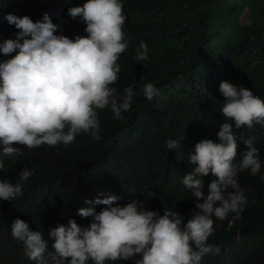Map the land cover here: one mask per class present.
I'll return each mask as SVG.
<instances>
[{
    "label": "clouds",
    "instance_id": "clouds-1",
    "mask_svg": "<svg viewBox=\"0 0 264 264\" xmlns=\"http://www.w3.org/2000/svg\"><path fill=\"white\" fill-rule=\"evenodd\" d=\"M163 2L0 0V171L4 157L19 154L18 146L65 147L81 133L98 141L99 110L107 108L113 120H121L134 95L149 101L159 96L151 81L135 93L133 85L125 87L119 80L141 83L149 74L154 31L147 22L165 19ZM243 12L237 24H246L245 18L240 21ZM230 29L217 32L215 39L217 49L230 56L233 70L232 78L215 84L219 111L203 104L167 106L180 129H165L160 151L176 165L175 177L171 180V171L162 170L159 173L166 176L158 182L171 180L192 198L190 218L185 222L165 203L162 215L146 210L144 201L133 199L126 189L120 198L114 194L118 192L94 193L83 180L93 174L94 165L83 160L69 178L75 205L66 223L50 225L46 238L20 218L9 224L11 237L21 243L29 261L200 264L203 256L219 251L207 242L214 220L227 219L231 228L247 202L238 175L249 177L256 197L264 189V156L256 141L264 139V74L252 60L242 58L256 54L250 40L237 38ZM199 123L209 129L199 133ZM139 137L119 133L115 147L123 148V157L147 165L150 155ZM34 171L24 166L15 183L0 180V201L20 196ZM84 217L89 221L81 226Z\"/></svg>",
    "mask_w": 264,
    "mask_h": 264
},
{
    "label": "trees",
    "instance_id": "trees-1",
    "mask_svg": "<svg viewBox=\"0 0 264 264\" xmlns=\"http://www.w3.org/2000/svg\"><path fill=\"white\" fill-rule=\"evenodd\" d=\"M163 5L165 19L159 16L157 22H147V28L154 31L149 74L141 83L119 80L125 87L133 85L135 93H139L143 83L151 81L159 90V96L149 101L142 95H134L130 109L122 113L121 120H113L107 108L99 110L98 141L81 133L65 147L18 146L19 154L3 158L5 167L0 171V180L15 183L24 166L35 171L23 184L20 196L12 201H0V264H33L24 256L21 243L10 235L9 224L13 218L24 220L30 229L41 231L45 238L50 225L54 227L71 218L69 214L75 202L70 201L72 183L69 178L74 167L83 160L94 165L93 174L83 178L94 193L118 192L114 194L120 198L119 193L126 189L133 199L144 201L146 210L162 215L165 203L180 212L185 222L190 218V210L194 208L192 198L173 185L176 165L160 151L165 129L171 132L180 129L179 121L170 115L167 106L203 104L219 111L215 84L220 79L232 78L233 70L230 56L217 49L215 39L217 32L231 31L230 26L237 38L250 40L256 51L253 57L244 55L242 58L252 60L264 74V0H164ZM243 11L246 24H237V16ZM167 22L170 29H158ZM197 125L199 133H205L210 126ZM188 132L196 136L192 129ZM119 133H138L150 155V163L139 165L123 157V148L115 147ZM256 141L264 156V139L256 137ZM162 170L171 171L167 175L169 182H158L166 176L159 173ZM238 179L247 195V202L240 211L241 219L231 228L227 226V219L214 220L215 230L207 242L219 251L203 256L200 264H264V189L256 197L249 177L239 174ZM86 221L89 218L84 217L79 225L86 226L83 224ZM105 264H133V260L105 261Z\"/></svg>",
    "mask_w": 264,
    "mask_h": 264
},
{
    "label": "rangeland",
    "instance_id": "rangeland-1",
    "mask_svg": "<svg viewBox=\"0 0 264 264\" xmlns=\"http://www.w3.org/2000/svg\"><path fill=\"white\" fill-rule=\"evenodd\" d=\"M243 15H244V12H243ZM240 21H241V22L244 21V16H241V17H240Z\"/></svg>",
    "mask_w": 264,
    "mask_h": 264
}]
</instances>
